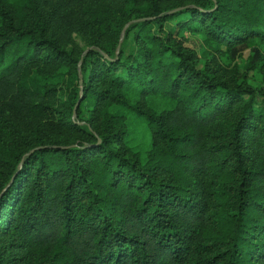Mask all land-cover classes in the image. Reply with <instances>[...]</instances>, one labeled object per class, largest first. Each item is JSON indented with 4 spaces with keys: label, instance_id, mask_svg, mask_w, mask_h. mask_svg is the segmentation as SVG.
Wrapping results in <instances>:
<instances>
[{
    "label": "trees",
    "instance_id": "trees-1",
    "mask_svg": "<svg viewBox=\"0 0 264 264\" xmlns=\"http://www.w3.org/2000/svg\"><path fill=\"white\" fill-rule=\"evenodd\" d=\"M124 1L128 13L107 21L109 39L81 55L82 96L73 90L59 116L80 136L0 127V236L10 240L0 264H264V88L211 76L170 32L151 30L185 15L179 25L227 46L264 40V0ZM6 2L0 110L42 117L53 104L28 86L32 65L75 58L44 27L22 26ZM129 19L134 46L116 53ZM147 96L168 108H144ZM111 102L144 118L146 155L124 144Z\"/></svg>",
    "mask_w": 264,
    "mask_h": 264
},
{
    "label": "rangeland",
    "instance_id": "rangeland-1",
    "mask_svg": "<svg viewBox=\"0 0 264 264\" xmlns=\"http://www.w3.org/2000/svg\"><path fill=\"white\" fill-rule=\"evenodd\" d=\"M5 1L8 2L6 4L11 9L14 19L18 20L22 26L37 31L44 27L45 32L57 38L75 60L63 59L54 63L38 61L32 65L28 76L30 82L28 86L34 88L38 85L41 88L43 98L53 104L50 105L51 112L42 117L13 116L10 118L0 110V127L5 128L7 135L11 130H15L16 133L23 131L29 137L33 129L39 128L40 131L51 133L61 140L79 137L77 132L72 131L59 118L61 110L73 90L76 89L77 93H72L76 97L82 96L87 69L81 67V55L93 47V42L109 39L107 21L116 19L123 12L128 13L127 3L124 0H34L31 1L32 6H30L28 0ZM175 2L174 0L162 1L164 5ZM35 4L36 9H34ZM140 7L141 5H136L138 10ZM132 14L134 13L130 15ZM184 16L164 21L161 30H158L157 24H154L151 30L158 31L160 34L170 32L172 38L180 40L184 46L195 52L196 65L207 67L211 76L264 88V40L261 37L249 38L241 43L227 46L210 38L201 26L191 29L179 25L178 22ZM134 21L129 19L125 22L120 32L116 53L122 42L125 52L134 46L133 34L136 27L130 28ZM126 32L129 33L124 42ZM91 85L94 88H100L103 84L99 79H92ZM140 103L144 108L148 107L156 113L168 108L167 103L153 96L143 98ZM91 107L89 104L82 108L87 110ZM108 107L110 111L120 113L124 117L127 130L124 144L141 156L146 155L152 145V133L144 118L115 102L109 103ZM74 117L76 113L72 114V118ZM15 142H23L22 137L16 134ZM0 244L10 245L9 238L5 235L0 236ZM21 250L11 245L12 254L20 253Z\"/></svg>",
    "mask_w": 264,
    "mask_h": 264
},
{
    "label": "water",
    "instance_id": "water-1",
    "mask_svg": "<svg viewBox=\"0 0 264 264\" xmlns=\"http://www.w3.org/2000/svg\"><path fill=\"white\" fill-rule=\"evenodd\" d=\"M78 103H79V99L76 101V103H75V105H74V107H73V114H74V112H75V107L77 106Z\"/></svg>",
    "mask_w": 264,
    "mask_h": 264
}]
</instances>
